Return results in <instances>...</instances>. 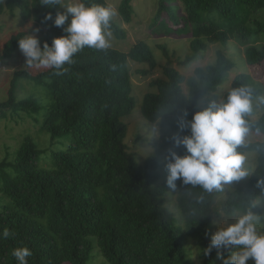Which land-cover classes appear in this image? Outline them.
I'll return each instance as SVG.
<instances>
[{
  "label": "trees",
  "instance_id": "trees-1",
  "mask_svg": "<svg viewBox=\"0 0 264 264\" xmlns=\"http://www.w3.org/2000/svg\"><path fill=\"white\" fill-rule=\"evenodd\" d=\"M84 2L109 5L107 0ZM153 4L150 32L157 35L163 29L167 34L190 36L192 56H187L184 66L218 44L226 49L244 46V66L264 64V0H154ZM57 11L61 8L42 6L40 0H0V16L18 12L22 21H32L43 29L41 48L66 35L63 27L54 26ZM49 13L53 20L45 21ZM119 13L122 21L131 23L135 0H121ZM111 31L119 40L126 38L114 18ZM25 35L27 31L19 30L5 40L0 61L13 58ZM159 48L168 57L166 46ZM226 49L217 52L215 64L197 67L189 77L172 66L171 60L159 64L154 49L142 39L125 52L86 47L73 57L71 65H65L63 74L46 68L30 77L50 95L41 132H46L53 146L58 141L66 145L51 152L50 167L41 165L42 151L30 135L19 142L13 138V147L4 145L0 233L7 228L12 235L0 239V264H17L12 251L23 246L33 253L28 264H93L97 256L106 264H198L191 259V245L196 246L200 264L227 259L228 249L204 254L213 235V221L223 214L246 211L264 195L256 187L257 179L264 177V140L245 142L238 149L242 154L255 152L256 167L228 192L219 209L213 208L218 193L179 180L172 189L164 179L166 169L160 172L172 147L169 137L178 130V117L187 111L191 120L201 111L199 103L205 95L213 96L207 102L219 101L232 88L249 86L254 104L247 117L253 125L251 134H264V101L257 102L264 89L247 72H237L240 67ZM131 64L143 67L138 74L151 76L139 105L140 115L163 131L157 147L143 161L127 143L129 125L123 121L139 103ZM159 69L162 77H155ZM28 76L23 70L13 74L7 99L0 101V115L15 106L29 112L42 106L35 98L18 101L20 83ZM256 127L261 128L260 134ZM143 141L144 135L138 131L134 142ZM175 150L185 154L182 147ZM170 194L175 196V209L168 207ZM254 211L264 215L259 206ZM189 238L199 245L190 244Z\"/></svg>",
  "mask_w": 264,
  "mask_h": 264
},
{
  "label": "clouds",
  "instance_id": "clouds-1",
  "mask_svg": "<svg viewBox=\"0 0 264 264\" xmlns=\"http://www.w3.org/2000/svg\"><path fill=\"white\" fill-rule=\"evenodd\" d=\"M40 5L61 8L53 21L54 26L63 27L65 36L55 38L51 46L47 42L41 48L36 35H25L19 39V48L28 66L55 69L57 75L67 71L65 65L73 63V57L86 47L106 50L112 37L111 23L117 15L116 9L106 4H88L84 0L65 3L64 0H40ZM71 15V22L64 27ZM53 20L51 13L45 21ZM39 29H37V32ZM253 112V90L246 85L232 88L226 98L212 100L209 105L192 115L183 112L177 119V131L169 140L172 147L167 150L166 183L175 189L177 181L184 185L200 186L205 192L221 191L224 185L240 182L249 176L244 167L246 157L238 151L249 135L253 125L247 119ZM256 134L261 128L256 127ZM188 133V134H185ZM184 148L179 155L175 149ZM256 187L264 191V177L257 179ZM260 202H253L232 223H226L211 236L210 245L204 254L213 249H228L230 255L224 264H264V215L254 210ZM12 233L5 228L0 239ZM17 264H28L32 251L17 247L12 251ZM218 256L222 254L218 251Z\"/></svg>",
  "mask_w": 264,
  "mask_h": 264
},
{
  "label": "rangeland",
  "instance_id": "rangeland-1",
  "mask_svg": "<svg viewBox=\"0 0 264 264\" xmlns=\"http://www.w3.org/2000/svg\"><path fill=\"white\" fill-rule=\"evenodd\" d=\"M65 3L74 2V0H64ZM108 4L116 9L117 15L114 17L117 24L121 25L124 29L126 38L117 39L112 32V37L110 40V47L118 49L120 51H128L138 40H146L150 46L155 51V56L161 65H167L171 60L172 66L179 69V71L186 77L193 75L195 68L205 67L210 64H215L217 61V52L219 50L226 49L225 47L218 45L210 46L205 52H202L197 56L196 60L191 62L189 65H185L187 58L192 56V51L190 50V36L187 34L182 35H172L173 33H165L163 29L160 30L159 34L155 35L149 30V25L154 16L155 6L154 0H135V15L133 16V21L127 23L122 21L119 13V6L121 0H107ZM64 9H61L63 12ZM71 15H69L68 23L71 22ZM121 21V22H120ZM37 29L39 31L37 32ZM19 30L27 31L28 35H36L40 42H42L43 29L35 25L32 21H22L20 19L19 13L11 14L6 12L5 15L0 16V50L2 44L5 40L9 39L10 35ZM259 39V38H258ZM257 38L252 39L256 41ZM261 43V42H260ZM259 44V43H257ZM256 45V44H255ZM160 46H166L168 50V57L165 56L164 52L159 48ZM245 47L241 44H236L235 46L229 45L226 49L227 53L232 57L235 64H238L240 69L237 72H247L250 76L251 81L253 80L256 84H260L264 89V64L261 66H247L245 64L244 56ZM1 55V54H0ZM189 56V57H187ZM46 68L28 66L26 64V58L23 56L21 50L13 56V58L8 61H0V101L7 99V90L10 87V82L13 74L19 70H23L29 76L23 79L20 83V90L18 95V101L25 100L29 98H35L41 101L42 106L38 111H30L27 109L24 111L21 107L15 106L10 111L6 112L4 115H0V160L5 158L6 153L4 152V145L9 144V146H15V141L13 138H17V142L23 139L25 135H30L37 142L39 149L42 151V156L40 157V163L42 166L50 167L52 165L51 152L59 151L64 148L66 143L61 141L57 142L56 146H53L50 141H48L49 136L46 132L42 133L40 126L43 123V117L46 110V103L49 102L50 95L48 91L32 80L30 77H36L39 73ZM143 69L142 66L131 64L132 81L134 85L135 95L139 99L137 108L131 112L129 115L123 118V121L129 125V133L127 137V143L132 147L138 159L143 161L148 155L149 151L152 152L158 145V137L163 134L162 128L157 124H151L146 122L140 115L139 105L142 101L144 92L146 91L150 80V77H144L137 73L138 70ZM235 74H231V76ZM162 77L160 69L157 71L155 77ZM212 95H205L199 103L200 110L205 109L211 101ZM222 99V98H220ZM264 95H262L257 102H263ZM256 102V103H257ZM255 103V104H256ZM254 105V104H253ZM1 114V112H0ZM177 122V121H176ZM140 131L144 135V141L139 144H135V135ZM264 140V134L252 135L250 134L247 138V143H253ZM13 153V152H12ZM246 157L244 167L251 173L256 167V153L249 152L243 154ZM12 157V155H11ZM11 159V158H10ZM166 169V165L163 164L160 172ZM167 171L164 173V179L166 180ZM238 182H233L223 186L221 191H214L216 194L215 203L213 208L219 209L224 202L229 191L236 188ZM240 186V185H238ZM256 202H260V208L263 210L264 214V195H261ZM175 196L170 194L167 197L168 207L175 209ZM2 202H0V205ZM174 211V210H173ZM243 212H234L232 215L223 214L216 217L213 221L212 232L213 235L218 231L221 226H226V223H232L237 219L238 214ZM190 244L195 243L193 239L189 238ZM197 243V242H196ZM195 243V244H196ZM198 244V243H197ZM199 245V244H198ZM200 247V246H199ZM98 251V249H96ZM190 250L192 252V260L200 264L198 261V254L196 253V246L191 245ZM218 260V259H217ZM254 262V260H251ZM248 261L247 264H254ZM93 264H106L103 258L97 256ZM219 264H224V261H219Z\"/></svg>",
  "mask_w": 264,
  "mask_h": 264
}]
</instances>
